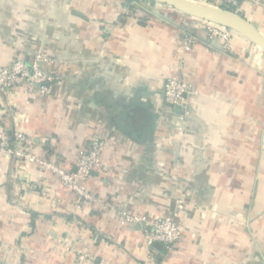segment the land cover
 I'll return each instance as SVG.
<instances>
[{"label": "crops", "instance_id": "1", "mask_svg": "<svg viewBox=\"0 0 264 264\" xmlns=\"http://www.w3.org/2000/svg\"><path fill=\"white\" fill-rule=\"evenodd\" d=\"M127 1L0 0V69L41 51L58 76L46 95L0 92L4 127L68 172L93 136L106 143L86 183L102 204L78 207L52 172L0 160V264H74L78 252L104 264H264V53L237 35L231 52L200 40L183 50L192 18L131 0L140 24ZM262 1L246 18L264 35ZM168 74L198 91L186 115L165 102ZM180 201L171 252L120 222Z\"/></svg>", "mask_w": 264, "mask_h": 264}, {"label": "built area", "instance_id": "2", "mask_svg": "<svg viewBox=\"0 0 264 264\" xmlns=\"http://www.w3.org/2000/svg\"><path fill=\"white\" fill-rule=\"evenodd\" d=\"M211 5L224 9H233L241 13L239 9L242 3L248 0H209ZM261 0H250V3H259ZM195 27L202 35L209 39H215L222 49L231 52L233 31L224 27L195 20ZM193 35H186L182 41L183 50H188L197 41ZM54 62L51 56L41 51H34L31 55H18L12 62L0 69V92L10 95L16 89L25 92L35 91L40 95L51 92L52 84L58 80V76L48 69ZM165 102L177 108L181 115H186L189 109L190 98L198 94L197 89L187 81L168 74L163 83ZM35 141L20 130L8 131L0 117V160L10 157L15 163H34L43 169L55 174L62 186L76 197L78 207L82 203L102 204V201L91 195L86 189V183L91 174L101 165V156L106 149L105 141L93 136L89 141V147L81 151L77 157L74 171L68 172L54 162L36 155ZM110 207L111 203H104ZM184 202L177 203L176 209L168 214L158 215L153 219H146L139 214H123L121 224H140L143 244L153 248L154 243H159L165 251L171 252L179 243L182 235V227L179 221L180 211ZM66 251H70L69 247ZM74 264H104L87 252H78L75 255Z\"/></svg>", "mask_w": 264, "mask_h": 264}, {"label": "water", "instance_id": "3", "mask_svg": "<svg viewBox=\"0 0 264 264\" xmlns=\"http://www.w3.org/2000/svg\"><path fill=\"white\" fill-rule=\"evenodd\" d=\"M146 1L165 5L194 20L208 22L229 29L242 36L244 39L252 43L264 53V35H262L259 30L245 16L240 13L193 0ZM158 15L164 18L166 21L174 23L171 18L161 14ZM189 33L196 39L204 43L210 44L218 49H222L220 44L215 39H209L207 36L199 35L198 33H195L193 31H190ZM154 247L158 250H164V248L159 243H154Z\"/></svg>", "mask_w": 264, "mask_h": 264}, {"label": "rangeland", "instance_id": "4", "mask_svg": "<svg viewBox=\"0 0 264 264\" xmlns=\"http://www.w3.org/2000/svg\"><path fill=\"white\" fill-rule=\"evenodd\" d=\"M200 2H203V3H206V4H210L211 3V1H209V0H199ZM247 1H244V3H242V7L239 9V11L245 16V17H248V18H250V15H249V12H248V10H247V3H246ZM248 2L250 3V0H248ZM259 3H261V4H263V1L261 0V2H259ZM160 5V4H159ZM158 5V7H161V6H159ZM149 7H154V5L153 4H151V5H149ZM167 8V7H166ZM165 7H164V9H166ZM160 9H163V8H160ZM171 11V10H170ZM128 14H130V11L128 10ZM195 20L194 19H192V25H193V27L191 28V30L190 31H197V29H196V27H195ZM197 33V32H196ZM233 35H237L238 37H241V39H242V36H240L239 34H237V33H235V32H233ZM244 39V38H243ZM242 39V40H243ZM246 41V40H245ZM245 43H247V42H245ZM252 44V43H251ZM253 45V44H252ZM252 47V46H251ZM255 49V48H254ZM254 49H253V51H254ZM244 51H248L246 48L244 49ZM250 51H252V50H250ZM255 51H256V49H255ZM258 52V51H257ZM256 52V53H257ZM234 53H235V51H234ZM254 52H251V54H253ZM244 55H247V56H250V54L248 53L247 54V52H245L244 53Z\"/></svg>", "mask_w": 264, "mask_h": 264}, {"label": "trees", "instance_id": "5", "mask_svg": "<svg viewBox=\"0 0 264 264\" xmlns=\"http://www.w3.org/2000/svg\"><path fill=\"white\" fill-rule=\"evenodd\" d=\"M133 3V1H131V0H128L127 1V8L129 9V11H130V16H133V17H136L138 20H139V23L140 24H143L144 23V21H145V17H143V16H136L137 15V7H136V5H133L132 4ZM167 7V6H166ZM228 10H230V11H234L233 9H228ZM240 14H242V13H240ZM243 15V14H242ZM244 16V15H243ZM241 38V37H240Z\"/></svg>", "mask_w": 264, "mask_h": 264}]
</instances>
